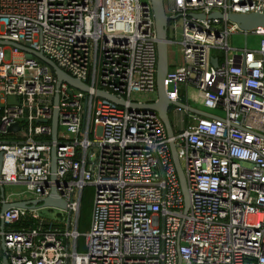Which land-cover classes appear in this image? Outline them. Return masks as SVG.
Returning <instances> with one entry per match:
<instances>
[{"label": "built area", "instance_id": "1", "mask_svg": "<svg viewBox=\"0 0 264 264\" xmlns=\"http://www.w3.org/2000/svg\"><path fill=\"white\" fill-rule=\"evenodd\" d=\"M163 5L167 49L182 56L168 64V101L180 103L181 84L203 108L222 113L183 111L188 122L172 137L155 112L129 107L156 101L150 0H0V210L43 200L54 187L67 203L60 223L42 219L38 209L0 213V264H264V29L244 32L226 18L264 14V0ZM215 13L223 18H208ZM234 34L244 38L242 49L229 47ZM250 36L259 38L257 49H248ZM1 42L42 53L88 91L58 84L48 65ZM14 124L19 129L9 132ZM170 144L188 188L186 214ZM21 186L28 198L5 192ZM87 187L90 224L78 252Z\"/></svg>", "mask_w": 264, "mask_h": 264}, {"label": "water", "instance_id": "2", "mask_svg": "<svg viewBox=\"0 0 264 264\" xmlns=\"http://www.w3.org/2000/svg\"><path fill=\"white\" fill-rule=\"evenodd\" d=\"M151 4V11H152V17H153V23H154V29L156 32V51H157V64H156V101L151 104H135L130 103V108L135 109H142V110H149L155 112L162 123L164 124V127L166 129L168 137H172L174 135L173 126L169 119V108L170 106H175L178 109L182 111H188L191 113H195L207 118H212L213 116L209 113H205L202 111H198L196 109L187 107L186 105H183L179 102L172 103L168 101L166 95H165V76L168 70V50H167V16L164 12V5L163 0H150ZM210 18H219L222 19L223 16L215 13L212 15H209ZM227 20L236 24L238 28L244 32L254 30L256 28H263L264 29V14L260 13H252V14H246V15H237V14H228L226 16ZM2 45H11L14 46L21 51H24L28 53L31 56H34L38 58L40 61L48 65L56 79L57 83L60 84L61 82L67 83L69 86L76 88L78 90H81L83 92L88 91L87 85L83 84L77 79L72 78L68 74L64 73L62 70H60L51 60L46 58L42 53L36 52L34 50H31L29 48L14 44V43H7V42H1ZM211 65L216 68L218 66V62L216 59L211 60ZM96 95L98 97H102L104 99H107L119 106H124L125 101L123 99H117L115 96H112L106 92L97 91ZM58 104V97L56 96L54 99V105L57 106ZM57 121H58V109L55 108L52 112V121H51V127H52V133H51V139L53 142L57 141ZM19 126L17 124H14L8 128V131H14L18 130ZM55 147L51 149L50 159H51V166H50V181L56 183L57 177H56V158H55ZM170 152L172 156V161L177 173V177L181 186L183 199H184V213L186 214L189 208V195H188V188L186 184V180L181 168V165L179 163V160L177 158L176 153V147L174 144H170ZM2 164V154L0 153V168ZM1 197L3 196V188L0 189ZM67 203L64 199L60 198L59 194L57 193L56 188H51L49 195L43 199V200H32V201H25V202H16V203H5L2 204L0 213L3 214L7 209L10 208H20L25 210H36L41 208H49V209H58L60 211L65 212L67 210L66 208ZM2 264H7L6 258L2 259ZM180 264V261H179Z\"/></svg>", "mask_w": 264, "mask_h": 264}, {"label": "rangeland", "instance_id": "3", "mask_svg": "<svg viewBox=\"0 0 264 264\" xmlns=\"http://www.w3.org/2000/svg\"><path fill=\"white\" fill-rule=\"evenodd\" d=\"M228 44L230 48L234 49H242L244 47V38L240 35H230L228 37ZM259 44V38L257 37H249L247 40V47L248 49H257ZM168 64L169 67H171L172 64H176L177 62L181 63L182 56L178 51V48L175 46L168 45ZM7 54V53H6ZM179 63V64H180ZM179 92L182 91L181 88L178 87ZM178 92V93H179ZM181 94V93H180ZM180 101L183 102V105H189L194 108H198L202 110V112L209 113L210 115H219L222 116V113L220 111H210L203 108L202 103L198 101L195 97V91L192 89H184L182 95L180 96ZM182 104V103H181ZM191 107V108H192ZM172 108L169 109L168 115L170 122L173 126V130L175 134H178L182 129V124L180 123V116L179 114L173 115ZM180 129V130H179ZM60 136H66L64 134V131L60 130L59 132ZM5 192L7 195L13 194L11 197L12 200H17L18 197L16 194L19 195L20 198H28L30 195L26 192L25 187H6ZM93 196V190L90 187H87L85 189L83 199H82V214L80 215V222L79 225H77L78 233L80 235L78 241H77V250L78 252H83L85 247V240H84V234L87 232L89 224H90V216H91V201ZM39 216L46 220L51 222L60 223L61 221H67V214H65L63 211H60L58 209H49V208H41L38 209ZM75 221V218L73 219V223ZM74 227V226H73Z\"/></svg>", "mask_w": 264, "mask_h": 264}, {"label": "crops", "instance_id": "4", "mask_svg": "<svg viewBox=\"0 0 264 264\" xmlns=\"http://www.w3.org/2000/svg\"><path fill=\"white\" fill-rule=\"evenodd\" d=\"M180 62H177L176 64H179ZM178 87L179 88H181L182 89V91L181 92H179V90H178V92H179V100L181 99V95H182V93H183V91H184V89H186L183 85H181V84H179L178 85ZM187 89H189V88H187ZM190 89H192V88H190ZM193 90V89H192ZM181 93V94H180ZM180 103H182L183 104V102L182 101H180ZM187 105V104H186ZM189 106V105H188ZM190 108L192 107V106H189ZM170 108H172V109H174L173 110V115H177V114H179V116L181 117L180 118V123L182 124V126L184 127V125H185V123H187L188 122V119H187V115H186V113L185 112H183V111H180V110H176V108L175 107H173V106H170ZM169 108V109H170ZM193 109H196V110H198V111H202V110H200V109H198V108H194V107H192ZM182 127V128H183ZM180 130V129H179ZM182 130V129H181Z\"/></svg>", "mask_w": 264, "mask_h": 264}, {"label": "trees", "instance_id": "5", "mask_svg": "<svg viewBox=\"0 0 264 264\" xmlns=\"http://www.w3.org/2000/svg\"><path fill=\"white\" fill-rule=\"evenodd\" d=\"M85 189H86V188H85ZM85 189L83 190V195H84ZM83 195H82V198H81V203H82ZM81 214H82V206H81V208H80L79 219H78V225H79V222H80V218H81L80 215H81ZM15 227H17V226H15ZM77 230H78V229H77Z\"/></svg>", "mask_w": 264, "mask_h": 264}]
</instances>
